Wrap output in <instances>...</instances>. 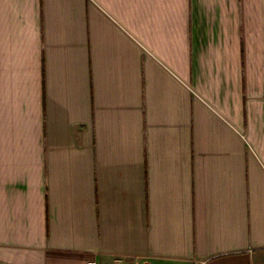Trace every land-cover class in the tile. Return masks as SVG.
<instances>
[{
    "label": "crops",
    "instance_id": "obj_1",
    "mask_svg": "<svg viewBox=\"0 0 264 264\" xmlns=\"http://www.w3.org/2000/svg\"><path fill=\"white\" fill-rule=\"evenodd\" d=\"M264 264V0H0V264Z\"/></svg>",
    "mask_w": 264,
    "mask_h": 264
},
{
    "label": "built area",
    "instance_id": "obj_2",
    "mask_svg": "<svg viewBox=\"0 0 264 264\" xmlns=\"http://www.w3.org/2000/svg\"><path fill=\"white\" fill-rule=\"evenodd\" d=\"M92 264H95V263H92Z\"/></svg>",
    "mask_w": 264,
    "mask_h": 264
}]
</instances>
